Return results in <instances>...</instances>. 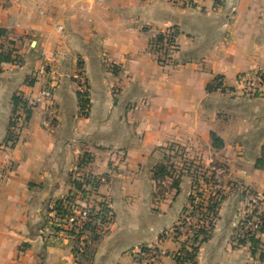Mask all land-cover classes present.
<instances>
[{
    "label": "crops",
    "instance_id": "crops-1",
    "mask_svg": "<svg viewBox=\"0 0 264 264\" xmlns=\"http://www.w3.org/2000/svg\"><path fill=\"white\" fill-rule=\"evenodd\" d=\"M194 2L186 9L161 0H0V56L15 60L0 63V264H133L151 247L162 252L159 264H178L167 256L177 244L158 239L186 206L190 179L163 192L157 217L150 204H132L151 197L158 150L170 147L192 164L221 163L235 184L195 264H264V235L254 255L236 240L248 195L262 200L264 215V172L254 167L264 147V92L247 98L237 83L264 72V0ZM171 31L173 48L155 55L153 39ZM78 75L89 88L86 116ZM216 78L223 90L207 92ZM43 89L52 99L32 106ZM19 94L31 115L24 122L18 113L6 141ZM101 175L106 182L91 198H106L115 218L75 253L53 209L82 200L73 181Z\"/></svg>",
    "mask_w": 264,
    "mask_h": 264
},
{
    "label": "rangeland",
    "instance_id": "rangeland-1",
    "mask_svg": "<svg viewBox=\"0 0 264 264\" xmlns=\"http://www.w3.org/2000/svg\"><path fill=\"white\" fill-rule=\"evenodd\" d=\"M79 79H83V77L76 78V81L78 83ZM77 86V85H76ZM77 93H79L77 91ZM158 153H160L161 161L152 167L151 173L153 171H157V168L163 165V154H167L169 157V160L165 163L168 173L171 177L170 180H168V183L163 184V180L160 181H153L152 182V192L151 197L148 199H132L134 205L137 207L140 206H148L150 204V207H152L153 217H157V213H159L161 205H163V192H173L176 190L175 188V181H178V186L180 185L182 179L186 178L190 179V194L187 199L186 206L183 207L181 210L179 217L175 223L169 229V231H165L164 233H161L159 241L163 242V239L169 238L177 244L176 250L171 252H166L167 256H170L172 259L177 261L178 257L181 255L182 249L185 247L187 249H191L192 245V233L193 230L198 229L200 225L207 226V213L206 208L209 207V205H214L219 201V199L226 194L227 188H233L235 187V184L227 182L226 179H224V176L226 174V170L221 167V163H216L213 166H207L206 164H200V163H189L191 160L187 157V154L185 151L176 150L173 147H170L163 152V148L161 150H158ZM218 162V161H217ZM221 165V166H220ZM221 171V172H220ZM99 177H105L104 175L101 176H95L94 178ZM92 176L86 177L81 180H77L81 187L85 186L84 190L79 191V195L82 196V200L79 201V199L71 197L73 200L71 202L72 205H75L77 207H84L83 205L92 204L96 205V207L100 210L102 207L106 208L108 211V225H112L114 221V214L112 209L109 207V203L106 200V198L102 197L98 202L95 200V197L92 194L97 193V190L100 186V184L94 183L92 184ZM91 180V181H89ZM76 181V180H75ZM106 182V181H105ZM104 184V183H103ZM232 187H229L231 186ZM177 187V186H176ZM74 188V187H73ZM225 191V192H224ZM83 192L85 194H83ZM169 194V193H168ZM170 195V194H169ZM77 197V196H76ZM189 198H192V204L189 203ZM168 199H170L168 197ZM140 204V206H139ZM221 204V203H220ZM218 215V214H217ZM216 220V219H215ZM214 220V223H215ZM100 222L96 225H99ZM108 228V227H107ZM154 247H151L149 249H153ZM159 251V250H158ZM162 252H159L158 259L160 260ZM165 253V254H166Z\"/></svg>",
    "mask_w": 264,
    "mask_h": 264
},
{
    "label": "trees",
    "instance_id": "trees-1",
    "mask_svg": "<svg viewBox=\"0 0 264 264\" xmlns=\"http://www.w3.org/2000/svg\"><path fill=\"white\" fill-rule=\"evenodd\" d=\"M176 36V32H172L169 38H164V36H159L154 44H156V46H163L164 42H166V44L168 46L173 45L174 43V37ZM15 60L10 58L9 56H0V63L2 62H14ZM219 78H216L213 80V83H210L206 86V91L207 92H212L215 91L217 89L223 90L221 88V83L219 81ZM32 84V83H31ZM78 98H79V105H80V109L81 112L84 116L87 115L88 113V109H89V100H88V95H82L80 93H78ZM11 104H12V113H13V119L10 122L9 125V131L7 134V138L6 141H12L14 138L13 133L11 132V129H13L16 125H17V121L19 119L18 113H23L24 114V122H27L30 118L31 115V109L27 103V101L25 99H23V97L19 94V95H14L12 97L11 100ZM210 140H211V145L213 148L215 149H220L223 146V143L221 141V139H219V137H217L214 133H210ZM221 166V165H220ZM221 167H223L224 170H226V167L224 165H222ZM254 167L257 170H261L264 172V147L261 148V153L260 156L258 158H256L255 163H254ZM171 177L168 173L167 167L166 165H161L160 167L157 168V171H153L152 172V179L154 181H160L163 180L164 178H169ZM176 185L175 188L177 189L178 187V181H175ZM73 187L77 190H81V184L78 181H73L72 182ZM177 186V187H176ZM83 194H85L83 192ZM253 195V194H251ZM192 198H189V203L192 204ZM223 200V196L219 199V201L217 203H215L214 205H209V207L206 208V213H207V226L205 225H200V227H198V229L193 230L192 233V245H191V249H187V248H183L181 251V255L180 257H178L177 259V263L178 264H195L196 263V258H197V254L199 251L200 246L203 243H206L209 238L211 237L212 231H213V227H214V220L217 218V214H218V210H219V206L220 203ZM71 204V198H65L62 200H59L58 202H56L55 206H54V211H55V217L59 220H63L66 215H67V211H68V207ZM107 210L106 208L102 207L99 211H98V215L97 218L95 219V221L93 223H90L88 225H86L83 229L84 232H87L89 235V244L85 245L83 248L84 250H88V248L90 247L91 244H94L95 242H97L100 239V235H101V231L103 230V228H107L108 225V214H107ZM256 216L258 218V220L260 221V226L258 229V236L260 235H264V215L262 212H259L258 207H253V209L251 210V213L249 216L247 217H253ZM100 222L99 225H96ZM240 229V227H239ZM71 235L74 236V242H75V247H74V252L78 253L79 249H78V244H79V238H80V232L75 231V229H70L69 232ZM258 236L255 235H251L250 237H244V238H236L237 240V245H242V244H249L250 249H251V254L254 255L257 250L259 249L260 246V241L258 239ZM77 246V247H76ZM82 251V252H83ZM141 253H155L156 255L159 254L158 249L153 248V249H149V248H142L138 254L135 257V261L133 264H141L142 263V257L140 256Z\"/></svg>",
    "mask_w": 264,
    "mask_h": 264
},
{
    "label": "built area",
    "instance_id": "built-area-1",
    "mask_svg": "<svg viewBox=\"0 0 264 264\" xmlns=\"http://www.w3.org/2000/svg\"><path fill=\"white\" fill-rule=\"evenodd\" d=\"M172 6H180L182 8H196L194 0H161ZM172 31L170 33L162 35L164 38H169ZM156 38L153 39V47L152 52L155 55H161L163 57V48H173V45L168 46L166 42H164L163 46H156L154 44ZM238 88L240 94L247 98H253L260 96L264 92V72L262 71H250L239 75L237 78ZM77 91L82 95L89 94V88L85 79H79L77 83ZM53 97V93L50 89L41 90L37 96L30 99V104L32 106L40 103L42 100L50 101ZM94 183L103 184L106 181L105 177H97L90 178ZM91 181V180H89ZM246 203L248 207V212L246 216L243 217V220L240 224V229L238 231V237H250L251 235L258 236V229L260 226V221L256 216L247 217L250 215L253 207H258L259 212H262V200L255 195H248L246 197ZM84 207H77L75 205L70 204L68 207L67 215L63 220H58L57 227H60L65 230L75 229V231L80 232L79 238V249L83 250V247L88 243V233L84 232L83 229L86 225L93 223L97 218L99 209L96 205L87 204L83 205ZM80 252V251H79ZM142 257L141 264H159L158 255L155 253H141Z\"/></svg>",
    "mask_w": 264,
    "mask_h": 264
}]
</instances>
